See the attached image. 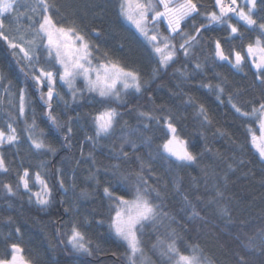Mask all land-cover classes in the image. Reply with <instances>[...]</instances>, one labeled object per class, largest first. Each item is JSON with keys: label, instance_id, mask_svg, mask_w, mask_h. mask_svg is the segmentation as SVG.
Listing matches in <instances>:
<instances>
[{"label": "trees", "instance_id": "trees-1", "mask_svg": "<svg viewBox=\"0 0 264 264\" xmlns=\"http://www.w3.org/2000/svg\"><path fill=\"white\" fill-rule=\"evenodd\" d=\"M196 2L198 6L204 5L200 9L201 15L194 20L182 22L181 25L189 33L194 32L193 24L199 26L207 23L203 18L204 13L216 10L214 0ZM23 3H28L30 7H20ZM33 3L34 0H19L16 12L21 14L20 19L17 22L15 16L11 17L22 32L32 27L36 19L31 11ZM55 3L60 8V13H54V19L67 17L68 21L75 20L101 50L107 51L113 60L127 70L138 71L142 79L147 81V86L140 93L129 92L124 97L126 107L114 103L110 105L123 113L121 125L127 122L131 128L138 129L137 134L131 137L136 141L137 148L133 152L129 144L120 139L122 133L119 130L111 137L99 139L95 146L87 142L85 135H94L92 117L106 105L100 103V98L95 93L84 90L82 79L76 80L75 87L83 91L84 95L73 101L71 91L57 77L55 88L63 100L53 98V115L64 124L70 117L73 118L71 147H68L63 139L65 131L56 132L51 127V122L45 115L47 109L39 99V93L31 81L25 84L24 74L15 63L17 58L11 55L6 42L0 39V70L7 76V80L0 85V130L7 133L6 125L11 123L20 138V143L5 145L3 149L9 172H0V258H10V245L16 243L23 249L29 247L38 264H82L77 258L78 254L73 253L66 243L69 228L75 220L81 225V231L86 237L103 249V253L84 259L90 264H127L124 255L126 245L116 240L108 228L110 202L103 195V187L109 186L116 195L131 199L134 173L140 171V163L143 161L150 164L156 176L160 177L157 180L147 171L144 172L149 183L164 195V210L178 221L173 223L165 220L164 227L152 224L144 226L142 240L145 255L155 257V264H159V261L162 263L165 259L153 245L158 240H168L171 229H175L181 237L177 241V247L186 255L189 254L186 252L187 245H199L213 264H237V253L244 256L249 264H264V254L258 250L247 251L243 247L249 238H254L259 245V234L264 232V163L251 140L252 131L259 128L255 120L242 118L237 114L228 101V96L231 95L232 102L245 111L264 102V88L256 82L255 69L251 59L245 54L247 45L254 43L257 37L264 41L260 31L245 26L233 17L231 23L239 29L241 35L229 40L226 39L229 31L225 26H210L208 31L202 30L201 37H198L199 44L189 49L188 56L178 49L173 62L167 68H162L152 48L148 49L143 45L145 43L139 41L127 21L118 14V0H55ZM237 3L243 7L241 0ZM24 13L31 16L32 21L25 18L22 15ZM253 19L258 24L264 23V12L259 11V1ZM162 26L164 32L169 34L164 21ZM92 29L98 30L102 35H92ZM7 33L6 30L5 34ZM215 39H221L226 55L231 56L233 51H239L245 56L242 71L234 70L227 62L214 59L212 41ZM173 42L178 48L183 41L176 35ZM197 63L202 66L200 70L194 68ZM40 66L49 68L43 59ZM51 70L56 71V68L52 67ZM181 73H185L187 78ZM206 84L220 85L225 92L217 99L218 93L203 87ZM22 88H26L27 124H31L34 118L37 125L33 138L50 143L57 149L55 155L36 151L31 146L25 131L27 125L18 117L17 112L19 90ZM199 104L205 106L210 123L205 124L199 116ZM161 106L171 109L172 114L178 118L177 135L188 142L190 151L197 154L198 159L194 165L178 164L174 159L160 155L159 146L168 137L155 121H143L150 125L147 130L139 127V112L167 115V111H159ZM9 113L17 116V119H10ZM77 116L79 121L76 120ZM41 131L43 136H40ZM142 137H151V142L144 143ZM121 144L124 145L123 150L129 153L128 160L115 158ZM89 152L95 157V167L87 159ZM137 156L139 160L136 159ZM77 160L80 161L79 166L75 163ZM113 164L120 165V172L128 176L127 183L117 176L105 174V169L115 171L111 168ZM24 168H28L30 173L41 172L49 187L53 188L54 203L48 209H41L30 202L22 188L17 191L16 196L5 193L2 185L11 183L15 188ZM96 168L100 171L96 172ZM57 169L62 170L65 186H68L67 193L56 184ZM91 172H96L99 186L96 180L89 178ZM73 183L75 188L71 187ZM174 184L179 185L204 220L190 222L187 219L190 212L180 213V209L184 207L183 198ZM30 187L33 192H37L36 185L30 183ZM217 189L223 193L222 199L216 198ZM81 190H86L88 194L82 195ZM65 208L70 211L65 213ZM221 208H227L230 220L220 213ZM85 220L90 222L87 227L83 223ZM99 220H103L104 224L99 225ZM16 228L20 229L21 236L15 231ZM111 252H116V259L111 257Z\"/></svg>", "mask_w": 264, "mask_h": 264}, {"label": "snow or ice", "instance_id": "snow-or-ice-1", "mask_svg": "<svg viewBox=\"0 0 264 264\" xmlns=\"http://www.w3.org/2000/svg\"><path fill=\"white\" fill-rule=\"evenodd\" d=\"M18 0H0V39L6 42L8 49L11 50V55L16 57L15 63L20 66V71L24 74L25 84L31 81L34 89L39 93V99L43 102V106L47 109L45 115L51 122V127L56 132L65 131L63 136L64 141L68 147H71V137L73 135V128L71 123L73 118H69L66 124L61 123L56 115H53V98L63 100L60 93L56 91L55 85L57 77L67 86L71 91L72 99L75 101L77 97H82L84 92L75 87L77 78L82 79L85 85V91L88 93H95L100 98V103L106 105L94 117H92L94 135H85V140L93 146L101 138H108L116 134L119 130L122 139L135 152L137 148L136 141L131 139L136 135L138 129H133L124 122L121 125V117L123 113L118 111L117 107L110 106L116 104L118 106H127V101L124 99L129 92L140 93L143 88L147 86V81L143 80L138 71L127 70L122 67L118 61L111 58L107 51L101 50L98 44L92 42L85 31L81 28L75 20L68 21L67 17L60 20L54 19L53 14L59 15L60 8L55 3V0H34L31 6V11L36 19L33 26L24 29L23 35L18 37L19 42H14L17 37L6 35L5 19L15 16L17 22L21 14L16 12ZM244 8L238 5L237 0H214V11L206 12L203 18L207 21L206 24L196 26L193 24V33L184 31L181 27L182 22L187 20H194L196 16L201 15L200 9L204 5L197 4L196 0H118V14L125 20L130 22L139 31L140 34L151 44L153 52L158 57V62L162 68L173 62L176 57L177 50H182L185 56L189 55V49L199 44L198 37H201L202 30L208 31L210 26L219 25L225 26L229 31V37L232 39L239 35V29L231 23V19L235 17L238 21L244 22L245 26L258 29L260 36L264 37V23H257L253 19V14L257 12L258 0H244ZM23 8H28V3L19 5ZM259 11L264 12V0H259ZM29 21H32L31 16L26 13L22 14ZM160 21H166L168 35L160 32L156 25ZM151 25V27H150ZM16 31H20L17 28ZM92 35L99 37L102 35L98 30L92 29ZM176 35L182 39V43L177 44L173 42ZM30 37V38H29ZM214 46V59L216 61H223L230 64L234 70L242 71V65L245 56L239 51H233L232 55H226L221 43V39L212 41ZM99 53V55H97ZM245 54L251 58V64L255 69L256 82L264 88V41L257 37L254 43H249L246 47ZM49 65V68L40 66L41 62ZM52 67L56 71L51 70ZM201 64L194 65L196 70L201 69ZM155 72V70H153ZM184 78H187L185 73H181ZM7 80V76L3 70H0V85ZM9 85L11 86L10 82ZM203 87L210 91L214 90L218 93L217 99L223 95L225 89L220 85L206 84ZM47 88V91H44ZM26 88L19 90L18 96V117L23 119L26 126L25 131L30 140L31 146L36 151H42L55 155L57 149L50 143L45 142L44 139L33 138V133L37 128L35 119L33 118L31 124H27L25 117L26 110ZM228 101L234 111L242 118L254 119L258 121V128L261 133L259 137L252 131L251 140L259 151L261 162L264 163V102L259 103L258 107H252L250 111L243 110L242 107L232 102V96H228ZM191 102V98H189ZM30 105V100L28 101ZM67 104V102H65ZM198 114L202 121L207 124L210 123L207 110L203 104L197 105ZM31 110V109H29ZM160 112L167 111V115H154L150 112H139V119L141 121L139 127L149 129L150 125L143 123V121H155L156 125L162 127L165 135L168 137L159 146L160 155L168 159H174L175 163L182 165H194L198 159L197 154L190 151L188 142L180 139L177 135L176 122L178 118L174 116L171 109H166L163 106L159 108ZM9 118L16 120L17 116L9 113ZM79 121V117H76ZM8 132L5 133L0 130V172H9L8 163L5 160L4 147L14 146L20 143V138L17 135V130L11 123L7 125ZM44 133L41 131L40 136ZM144 143H150L151 137H142ZM259 141V142H258ZM124 145H120L119 153L116 159H129V153L125 152ZM81 150V157H83ZM87 159L92 161L95 167V157L91 152L88 153ZM137 160L140 158L137 156ZM76 165L79 166L80 161L77 160ZM243 163V161H239ZM115 171L109 172L105 169V174L117 176L119 180L128 182V176L120 172V165L113 164L111 166ZM231 169V166H229ZM100 169L96 168V172ZM147 171L152 178L157 180V177L150 164L140 163V171L134 173L135 182L131 184V199L123 195H116L109 186L103 187V195L110 202L109 208V222L108 228L110 234L118 241L123 242L127 251L124 254L127 264H145L148 259L145 256L142 237L144 235L143 229L146 224L159 225L164 227V221L168 220L173 223H178L175 216L170 215L165 211L164 195L153 184L149 183V179L145 177L144 172ZM96 172H91L90 179L96 180L99 186V179ZM56 184L60 190L67 193L68 188L65 186V181L62 176V170L57 169ZM30 176L32 177L30 179ZM30 183L39 186L40 191L33 192ZM6 194L16 196L19 189L25 190L30 202H34L41 209H48L54 203L53 188L49 187L48 181L41 175V172L36 171L30 173L28 168L22 170V174L18 177V182L14 188L11 183H4L2 185ZM71 187L75 188L73 183ZM167 187V184L164 185ZM176 191L183 198V205L180 213L184 214L190 212L191 215L187 219L191 222L194 220H204L196 207L192 204L188 196L184 195L178 184H174ZM128 191L127 188L124 189ZM82 195H87L86 190H81ZM216 198L222 199L223 193L218 189L216 191ZM199 199V198H198ZM202 202V201H201ZM211 202V201H210ZM70 210L65 208L64 212ZM220 213L228 216L231 219L227 208H221ZM84 226L90 225V222L85 220ZM99 225H103L104 221H97ZM170 227V225H168ZM19 235L20 229L15 230ZM261 243L256 244L254 238H249L248 243L243 247L247 251L258 250L264 254V232L260 234ZM181 237L175 229L170 230L168 240H158L153 248L159 249V254L165 259L168 264H213L208 259L199 245H187L184 254L177 247V241ZM64 243V241H61ZM66 243L71 247L73 253L78 254L77 258L82 261V264H90L86 257H93L96 253H103V249L99 245H94L81 231L79 222L73 220L69 228V234L66 236ZM10 258H0V264H31L24 255V249L16 243L10 245ZM107 255V253H105ZM113 259L117 258L116 252H111ZM148 264H151L148 261ZM237 264H249V261L244 256L237 253Z\"/></svg>", "mask_w": 264, "mask_h": 264}, {"label": "rangeland", "instance_id": "rangeland-1", "mask_svg": "<svg viewBox=\"0 0 264 264\" xmlns=\"http://www.w3.org/2000/svg\"><path fill=\"white\" fill-rule=\"evenodd\" d=\"M18 1H19V0H18ZM178 2H180V0H178ZM240 7H242V6H240ZM242 8H244L245 11L248 10V9H247L246 7H244V6H243ZM126 21H127V20H126ZM164 22L166 23V21H164ZM241 22H242V21H241ZM127 23L129 24L131 30L133 31L134 35L139 39V41L144 42L145 44H143V45H146V47H147L148 49L152 48L151 44L145 39V37H143L142 34L139 33V31L135 28V26L132 25V24H131L130 22H128V21H127ZM242 23H244V22H242ZM5 25H6V30H7V32H8L6 35H9L10 38H11V37H17V39H16L14 42H19L18 37H19L20 35L25 34V33L22 32V31H16L17 28H20L19 25H15V24L13 23V20H12L11 17H8V18L5 19ZM166 25H167V24H166ZM150 27H151V25H150ZM156 27L159 28V30H160L161 33H163L164 35H168L167 33L164 32V26H162V21H160V22L156 25ZM29 38H30V37H29ZM249 58H250V57H249ZM250 59H251V58H250ZM78 79H80V78H77L76 80H78ZM75 82H76V81H75ZM253 120H254V119H253ZM255 122H256V125L258 126V121L255 120ZM254 132H255V134H256L257 137H259V136L261 135V133H260L259 130H256V129H255ZM180 139H181V138H180ZM258 142H259V141H258ZM36 187H37V192L40 191L39 186L36 185ZM66 187H68V186H66ZM67 192H68V191H67ZM19 236H21V234H20ZM32 252H33V251H31V249L28 247V248L24 249L23 255H24V257H25L27 260H29V261L31 262V264H38V263H37V259H36V257L33 255ZM145 256H146V255H145ZM146 257H147L148 259L145 261V264H148V261H150L151 264H155V260H154L155 257H153L152 255H147ZM160 262H161V261H159L158 263H159V264H163V263H164V264H168V262H166V261H164V262H162V263H160Z\"/></svg>", "mask_w": 264, "mask_h": 264}, {"label": "water", "instance_id": "water-1", "mask_svg": "<svg viewBox=\"0 0 264 264\" xmlns=\"http://www.w3.org/2000/svg\"><path fill=\"white\" fill-rule=\"evenodd\" d=\"M258 1H259V0H258ZM241 2H242V5L245 6V4H244V0H241ZM246 8H247V7H246Z\"/></svg>", "mask_w": 264, "mask_h": 264}, {"label": "built area", "instance_id": "built-area-1", "mask_svg": "<svg viewBox=\"0 0 264 264\" xmlns=\"http://www.w3.org/2000/svg\"><path fill=\"white\" fill-rule=\"evenodd\" d=\"M226 2H227V0H226Z\"/></svg>", "mask_w": 264, "mask_h": 264}]
</instances>
